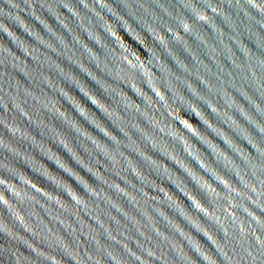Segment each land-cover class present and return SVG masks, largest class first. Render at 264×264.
I'll return each instance as SVG.
<instances>
[{
  "label": "water",
  "instance_id": "1",
  "mask_svg": "<svg viewBox=\"0 0 264 264\" xmlns=\"http://www.w3.org/2000/svg\"><path fill=\"white\" fill-rule=\"evenodd\" d=\"M0 264H264V0H0Z\"/></svg>",
  "mask_w": 264,
  "mask_h": 264
},
{
  "label": "clouds",
  "instance_id": "2",
  "mask_svg": "<svg viewBox=\"0 0 264 264\" xmlns=\"http://www.w3.org/2000/svg\"><path fill=\"white\" fill-rule=\"evenodd\" d=\"M193 123H195V122L193 121Z\"/></svg>",
  "mask_w": 264,
  "mask_h": 264
}]
</instances>
